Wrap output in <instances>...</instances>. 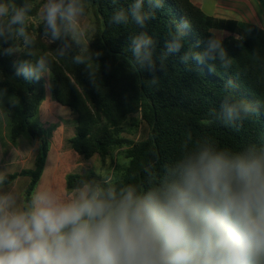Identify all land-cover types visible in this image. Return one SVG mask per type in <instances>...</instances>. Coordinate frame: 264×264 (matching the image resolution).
<instances>
[{
    "label": "trees",
    "instance_id": "obj_1",
    "mask_svg": "<svg viewBox=\"0 0 264 264\" xmlns=\"http://www.w3.org/2000/svg\"><path fill=\"white\" fill-rule=\"evenodd\" d=\"M88 0H82L85 3ZM95 4L96 24L88 44L69 35L53 41L45 34V22L33 23L45 0H6L17 7L30 4L24 28L31 43L25 45L18 25L0 39V94L12 96L5 111L10 139L23 134L41 141L32 169L6 174L0 189L19 177H30L24 201L27 207L45 170L50 144L45 129L34 122L45 98V78L39 81L17 76L23 61L35 63L45 57L53 77L51 92L55 101L71 109L77 117L76 133L69 139L71 149L90 160L98 155L103 162L115 147L129 146L125 154L129 165L124 175L108 182L96 173H71L66 178L68 193L84 182L121 187L132 184L147 189L158 183L164 166L174 163L196 141L209 140L218 148L241 150L249 144L264 146V29L260 26L206 14L194 0H162V7L143 11L153 17L140 27L131 18L134 0H91ZM264 8V0H262ZM125 11L127 23L117 24L113 16ZM6 24V20H5ZM146 33L152 40V65L141 66L132 54L131 39ZM217 32H222L220 39ZM179 35V52L167 51V44ZM217 37L225 50L223 60L198 63L181 57L189 51L203 52L207 41ZM13 49L6 54V49ZM31 53V55H29ZM96 53L100 55L97 56ZM80 56L84 63H76ZM226 96L252 103L256 114L233 126L220 119ZM141 115L151 128L143 141L124 136L130 117ZM137 125V119L132 118ZM189 134L191 139H189Z\"/></svg>",
    "mask_w": 264,
    "mask_h": 264
},
{
    "label": "clouds",
    "instance_id": "obj_2",
    "mask_svg": "<svg viewBox=\"0 0 264 264\" xmlns=\"http://www.w3.org/2000/svg\"><path fill=\"white\" fill-rule=\"evenodd\" d=\"M144 2L134 0L130 6L140 27L153 17L143 11ZM147 3L163 6L162 0ZM30 9V4L17 7L0 0L4 43L15 25L25 45L31 43L24 28ZM84 11L82 0H47L42 9L45 34L53 41L81 35ZM112 19L120 24L129 17L120 10ZM152 43L143 32L131 39L141 66H153ZM181 47L176 35L167 51ZM217 55L223 60L226 53L213 37L203 52H186L181 60L204 63ZM75 61L85 62L80 56ZM49 71L40 57L34 64L23 61L16 75L39 81ZM256 112L252 103L231 102L226 96L220 119L233 126ZM183 148L174 163L164 166L159 182L147 189L84 182L71 194L38 192L25 208L17 206L13 195L0 194V264H264V146L252 143L233 151L204 140Z\"/></svg>",
    "mask_w": 264,
    "mask_h": 264
},
{
    "label": "rangeland",
    "instance_id": "obj_3",
    "mask_svg": "<svg viewBox=\"0 0 264 264\" xmlns=\"http://www.w3.org/2000/svg\"><path fill=\"white\" fill-rule=\"evenodd\" d=\"M202 3L203 11L208 15H215L217 0H195ZM47 0H45V3ZM44 3V4H45ZM43 9V7H42ZM42 9L39 16L33 19V23H39L43 20ZM84 15L80 17V27L82 34L75 37L77 41L89 43L96 24L95 4L88 0L84 5ZM221 39L222 32H217ZM45 78V98L42 106L34 119L38 125L45 129V139L50 144V151L46 161L44 174L36 187L35 193L41 191H53L60 194H71L67 192L66 178L71 173L90 174L96 173L101 175L102 179L108 182L119 180L125 173L129 159L126 157V150L129 146L115 147L111 154L107 157L106 162L96 155L90 160L76 154L69 145V139L76 133L77 117L69 108L61 106L53 98L51 92L53 77L49 73L43 75ZM12 100V96L0 94V154L3 156L0 166V178L5 176L9 171L15 172L21 170L25 165L35 161L40 152L41 141L35 140L28 134H23L17 141L10 140L9 119L7 117L5 107ZM137 119L138 124L134 125L132 118ZM125 127L124 136L134 141H143L150 137L151 128L141 120L140 114L130 117ZM9 162L12 164H6ZM20 162V163H15ZM9 165V166H7ZM14 192L18 194L17 202L21 203V197L18 191H23L26 185L25 179L21 178ZM23 193V192H22ZM23 201V200H22Z\"/></svg>",
    "mask_w": 264,
    "mask_h": 264
},
{
    "label": "crops",
    "instance_id": "obj_4",
    "mask_svg": "<svg viewBox=\"0 0 264 264\" xmlns=\"http://www.w3.org/2000/svg\"><path fill=\"white\" fill-rule=\"evenodd\" d=\"M196 3H198L202 7V3H200V1ZM215 12H216V14L214 15L215 17L235 19L241 22L251 23L260 26L261 28L264 29V8L262 6V0H217V6L215 8ZM2 159L3 156L0 154V166H2L1 164ZM28 162H29L28 165H25L21 170L34 168L35 161H32L31 163L30 161ZM15 163H20V162H15ZM6 164L12 165L14 163L12 162V164H10L9 162H6L5 165ZM9 172L11 173V171ZM15 172H19V170ZM10 173H6V174H10ZM21 178L25 179L26 185L24 186L23 191H18L20 194L23 195L21 197V203L17 202V206L24 208L25 206L24 196H25V191L30 183V177H26V176L19 177L12 184L2 187L0 189V194H11L14 196V198L17 201L18 199L16 197H19V195L14 193L16 189L13 188L18 186L19 182L17 181H20Z\"/></svg>",
    "mask_w": 264,
    "mask_h": 264
}]
</instances>
